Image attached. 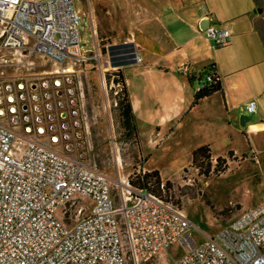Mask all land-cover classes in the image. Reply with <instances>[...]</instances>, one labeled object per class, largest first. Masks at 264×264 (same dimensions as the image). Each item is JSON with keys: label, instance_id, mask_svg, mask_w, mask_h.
I'll list each match as a JSON object with an SVG mask.
<instances>
[{"label": "built area", "instance_id": "1", "mask_svg": "<svg viewBox=\"0 0 264 264\" xmlns=\"http://www.w3.org/2000/svg\"><path fill=\"white\" fill-rule=\"evenodd\" d=\"M76 1L0 0V264H264V203L195 244L178 203L97 169L75 68L100 54L94 30L82 49ZM199 30L213 48L232 37ZM33 57L50 69L32 71ZM174 245L182 253L168 262Z\"/></svg>", "mask_w": 264, "mask_h": 264}, {"label": "crops", "instance_id": "2", "mask_svg": "<svg viewBox=\"0 0 264 264\" xmlns=\"http://www.w3.org/2000/svg\"><path fill=\"white\" fill-rule=\"evenodd\" d=\"M258 1L261 7L256 0H148L153 30L128 40L142 62L123 70L139 152H152L142 171L157 170L162 181L174 182L190 166L192 151L207 145L212 160L227 159L218 177L246 154L264 173V2ZM207 25L230 28V42L213 48L199 30ZM210 73L220 90L192 105L195 88ZM251 100L256 112L250 115ZM241 115L251 116L244 129ZM139 122L147 128L143 141Z\"/></svg>", "mask_w": 264, "mask_h": 264}, {"label": "rangeland", "instance_id": "3", "mask_svg": "<svg viewBox=\"0 0 264 264\" xmlns=\"http://www.w3.org/2000/svg\"><path fill=\"white\" fill-rule=\"evenodd\" d=\"M149 4L148 0L76 1V9L82 15V49H93L91 32L94 30L96 55L100 54L96 60L75 68L84 89L88 114L94 118L90 126L92 155L97 169L105 172L114 184L118 178H130L142 170L144 158L148 160L152 152L143 150L141 154L136 137L124 131L118 123V109L114 103L115 92H119L120 87L115 86L114 82L111 83L110 75L115 69L105 64L104 50L109 45L127 43L138 35L142 36L144 30H153L150 19L153 18L154 8ZM150 7L153 9L150 10ZM263 7L264 3L262 9ZM135 48L139 50L138 47ZM31 61L35 65L32 71L50 69V65L44 67L38 57H33ZM137 125L140 141H143L147 128L141 122ZM243 158L244 161L238 167L231 164V169L225 176L200 178L196 175V170L189 166L180 170L176 181H168L171 189L169 196L182 207L191 223L189 232L195 244L215 238L242 214L264 203V173L260 175V166L252 162L250 154ZM160 171L175 173L178 170ZM162 182L167 181L161 180ZM168 253L165 258L169 262L181 255L182 248L174 245ZM161 263L162 260L159 259L151 264Z\"/></svg>", "mask_w": 264, "mask_h": 264}, {"label": "trees", "instance_id": "4", "mask_svg": "<svg viewBox=\"0 0 264 264\" xmlns=\"http://www.w3.org/2000/svg\"><path fill=\"white\" fill-rule=\"evenodd\" d=\"M256 2L258 6L261 7L259 1L256 0ZM104 53L108 56L109 65L115 69L110 77L113 76V82L120 86V90L116 95L118 123L124 131L133 134L137 140L135 118L126 90L125 77L123 75V70L125 68L135 65L133 57L134 54L137 53V50L133 43L127 42L109 45L107 50H104ZM205 76L195 88L192 105H196L201 99L210 96L221 88L215 74L211 82H206L204 79ZM231 158L232 153H229L228 159L231 160ZM190 167L196 170V175L198 177L207 179L218 177L220 174L226 172L228 164L227 159L218 157L215 159L214 165H212L210 148L204 145L192 151ZM129 184L134 188L147 189L165 200L171 198V196H169L171 190L170 183L168 181L165 182L163 188H161V179L156 170L150 172L140 170L138 173H134L133 176L129 178Z\"/></svg>", "mask_w": 264, "mask_h": 264}, {"label": "water", "instance_id": "5", "mask_svg": "<svg viewBox=\"0 0 264 264\" xmlns=\"http://www.w3.org/2000/svg\"><path fill=\"white\" fill-rule=\"evenodd\" d=\"M257 12L260 14V13H262V9L261 8H259V9H257ZM247 116L246 115H241L240 116V119H239V125H240V128H242V129H244L245 128V126H246V123H247Z\"/></svg>", "mask_w": 264, "mask_h": 264}]
</instances>
